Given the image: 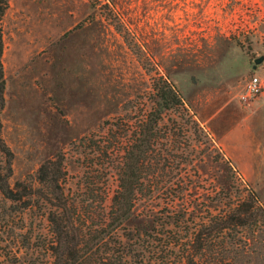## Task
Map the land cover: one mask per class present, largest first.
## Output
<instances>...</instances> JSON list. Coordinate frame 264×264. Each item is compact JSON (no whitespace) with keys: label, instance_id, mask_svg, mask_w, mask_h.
I'll return each mask as SVG.
<instances>
[{"label":"rangeland","instance_id":"1","mask_svg":"<svg viewBox=\"0 0 264 264\" xmlns=\"http://www.w3.org/2000/svg\"><path fill=\"white\" fill-rule=\"evenodd\" d=\"M7 3L0 22V134L12 152L10 185L27 179L37 187L38 165L59 155L65 188L81 187L83 164L92 153L90 142L80 139L101 134L104 121L133 114L136 96L148 107L150 77L157 70L176 87L192 119L206 131L204 137L188 123L186 131L172 135V143H180V159L193 157L194 173L183 201L174 202L175 210L187 208L188 214L203 216L205 209L213 213L242 199L248 189L264 204V90L247 103L238 100L250 74L264 79V0ZM247 107L248 142L245 130L233 128ZM221 140L228 152L237 142L242 149L249 145L248 158L239 156L246 176ZM106 187L107 205L116 187L113 174ZM162 197L153 193L138 199L122 222L124 231L147 229L161 220L169 227ZM45 211L42 203L22 208L21 202L0 196V247L9 257L7 262L0 253V264L50 261ZM252 247L264 256L257 243Z\"/></svg>","mask_w":264,"mask_h":264},{"label":"trees","instance_id":"2","mask_svg":"<svg viewBox=\"0 0 264 264\" xmlns=\"http://www.w3.org/2000/svg\"><path fill=\"white\" fill-rule=\"evenodd\" d=\"M7 5V0H0V22ZM2 51L0 25V111ZM149 98L147 107L142 96H136L133 114L104 121L101 134L80 139L90 142L92 155L83 164L82 184L75 191L65 188L59 155L38 165L37 187L27 179L10 185L12 152L0 134V196L21 202L22 208L41 203L46 208L45 248L51 259L39 264H264V256L252 247L257 243L264 249V204L252 189L218 211L205 209L203 216H192L187 208L175 210L174 202L183 201L194 173L193 157L180 159V143L174 145L172 135L186 131L188 123L204 137L206 131L192 119L176 87L157 70L150 77ZM98 156L103 157L101 163L93 161ZM111 174L116 187L106 205ZM153 193L163 195L169 227L161 220L147 229L124 231L122 222L134 203ZM255 234L261 237L258 241ZM1 254L8 262V255Z\"/></svg>","mask_w":264,"mask_h":264},{"label":"crops","instance_id":"3","mask_svg":"<svg viewBox=\"0 0 264 264\" xmlns=\"http://www.w3.org/2000/svg\"><path fill=\"white\" fill-rule=\"evenodd\" d=\"M201 121L205 122L203 119H201ZM248 121H249V107H247L245 115L242 116V118L240 120H238L236 122L235 126L233 127L234 129H242V130L246 131V140H247V142H248V139H249V135H248L249 134V125H248ZM220 143L223 146V148L225 149L226 153H228L229 158L231 159V161L246 176L245 172L239 166V156H245V157L248 158V156H249V145L247 144V146L244 149H242L239 146V143L237 142L238 146L237 147L235 146L232 151L228 152L227 149H226V146L224 145L222 140L220 141Z\"/></svg>","mask_w":264,"mask_h":264},{"label":"built area","instance_id":"4","mask_svg":"<svg viewBox=\"0 0 264 264\" xmlns=\"http://www.w3.org/2000/svg\"><path fill=\"white\" fill-rule=\"evenodd\" d=\"M263 90L264 79L252 73L245 79L243 89L238 96V100L242 103H247L254 99V97Z\"/></svg>","mask_w":264,"mask_h":264},{"label":"water","instance_id":"5","mask_svg":"<svg viewBox=\"0 0 264 264\" xmlns=\"http://www.w3.org/2000/svg\"><path fill=\"white\" fill-rule=\"evenodd\" d=\"M261 60V57L254 59V62H258Z\"/></svg>","mask_w":264,"mask_h":264}]
</instances>
